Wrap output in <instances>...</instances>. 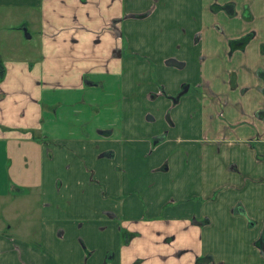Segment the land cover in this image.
<instances>
[{
    "label": "crops",
    "instance_id": "obj_1",
    "mask_svg": "<svg viewBox=\"0 0 264 264\" xmlns=\"http://www.w3.org/2000/svg\"><path fill=\"white\" fill-rule=\"evenodd\" d=\"M12 13L0 264H264V0Z\"/></svg>",
    "mask_w": 264,
    "mask_h": 264
},
{
    "label": "rangeland",
    "instance_id": "obj_2",
    "mask_svg": "<svg viewBox=\"0 0 264 264\" xmlns=\"http://www.w3.org/2000/svg\"><path fill=\"white\" fill-rule=\"evenodd\" d=\"M18 14L16 13H12V15L8 16L4 18L1 16L0 18V52L1 55L5 56V57H11V56H21L23 54H29L28 52H26L27 48L23 49L21 52H14L9 48V45L14 43V40L11 38L13 37V34H10V32H8L6 34V30L9 31V24L15 25L17 23H19V19H18ZM17 26V31H19L20 26L22 25H16ZM13 33V32H12ZM24 36V35H23ZM23 41V45H28V41L26 40H22ZM25 47V46H23Z\"/></svg>",
    "mask_w": 264,
    "mask_h": 264
},
{
    "label": "water",
    "instance_id": "obj_3",
    "mask_svg": "<svg viewBox=\"0 0 264 264\" xmlns=\"http://www.w3.org/2000/svg\"><path fill=\"white\" fill-rule=\"evenodd\" d=\"M22 31L24 32L25 37L29 39L30 37H29V35H28V33H27V29H26L25 27H23V28H22ZM186 91H187V89H184V91H183L181 94L185 93Z\"/></svg>",
    "mask_w": 264,
    "mask_h": 264
},
{
    "label": "trees",
    "instance_id": "obj_4",
    "mask_svg": "<svg viewBox=\"0 0 264 264\" xmlns=\"http://www.w3.org/2000/svg\"><path fill=\"white\" fill-rule=\"evenodd\" d=\"M0 72H3V68L2 67L0 68Z\"/></svg>",
    "mask_w": 264,
    "mask_h": 264
}]
</instances>
